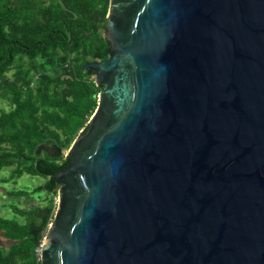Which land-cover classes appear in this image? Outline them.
I'll return each instance as SVG.
<instances>
[{"label": "water", "instance_id": "95a60500", "mask_svg": "<svg viewBox=\"0 0 264 264\" xmlns=\"http://www.w3.org/2000/svg\"><path fill=\"white\" fill-rule=\"evenodd\" d=\"M103 36L41 264H264V0H110Z\"/></svg>", "mask_w": 264, "mask_h": 264}, {"label": "trees", "instance_id": "16d2710c", "mask_svg": "<svg viewBox=\"0 0 264 264\" xmlns=\"http://www.w3.org/2000/svg\"><path fill=\"white\" fill-rule=\"evenodd\" d=\"M110 0H0V171L10 169L45 182L13 196L39 194L42 204L13 205V219L0 216V264H41V249L57 211L53 175L71 162L68 151L98 108L92 71L83 66L109 58L103 36ZM14 72L11 76L10 73ZM41 148V152L38 153Z\"/></svg>", "mask_w": 264, "mask_h": 264}, {"label": "rangeland", "instance_id": "374dc122", "mask_svg": "<svg viewBox=\"0 0 264 264\" xmlns=\"http://www.w3.org/2000/svg\"><path fill=\"white\" fill-rule=\"evenodd\" d=\"M14 72L10 73V76ZM0 110H8V104L5 101L0 100ZM11 170L6 168L0 171V178H9ZM45 181L41 178L24 177L16 182L0 183V216L13 219L16 217L12 206H18L21 209H30L33 206L42 204V197L39 194L27 195V196H13L12 192L27 190L31 191L38 185L43 184ZM58 199V198H57ZM10 240L0 235V244L5 248H8Z\"/></svg>", "mask_w": 264, "mask_h": 264}, {"label": "built area", "instance_id": "2783aa9c", "mask_svg": "<svg viewBox=\"0 0 264 264\" xmlns=\"http://www.w3.org/2000/svg\"><path fill=\"white\" fill-rule=\"evenodd\" d=\"M92 81H95V76L92 77ZM37 253L41 255V249L37 250Z\"/></svg>", "mask_w": 264, "mask_h": 264}]
</instances>
